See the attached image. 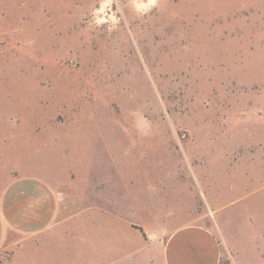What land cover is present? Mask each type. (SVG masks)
<instances>
[{"label":"rangeland","instance_id":"1","mask_svg":"<svg viewBox=\"0 0 264 264\" xmlns=\"http://www.w3.org/2000/svg\"><path fill=\"white\" fill-rule=\"evenodd\" d=\"M50 144L105 182L88 239L142 229L111 264L188 223L264 264V0H0V191Z\"/></svg>","mask_w":264,"mask_h":264},{"label":"crops","instance_id":"2","mask_svg":"<svg viewBox=\"0 0 264 264\" xmlns=\"http://www.w3.org/2000/svg\"><path fill=\"white\" fill-rule=\"evenodd\" d=\"M57 146H44L33 170L20 169L0 191V264H111L110 253L126 243L125 254L132 257L148 241L130 221L124 227L139 230L141 246L133 240L88 239L104 230V217L111 214L94 200L105 182L92 184L91 166L86 175L75 163L60 166ZM224 254L217 234L201 224H183L163 238L164 264H228Z\"/></svg>","mask_w":264,"mask_h":264}]
</instances>
